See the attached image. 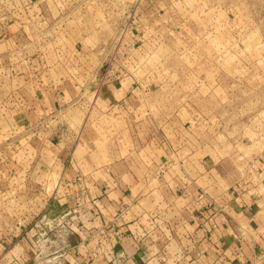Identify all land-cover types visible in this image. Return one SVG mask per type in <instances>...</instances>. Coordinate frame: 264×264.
<instances>
[{
  "label": "crops",
  "instance_id": "1",
  "mask_svg": "<svg viewBox=\"0 0 264 264\" xmlns=\"http://www.w3.org/2000/svg\"><path fill=\"white\" fill-rule=\"evenodd\" d=\"M163 2L141 0L133 21H157ZM132 3L0 0V264L29 253L37 220L65 213L77 264H264L254 177L229 179L211 154L194 163L204 148L195 153L179 124L157 123L156 149L150 136L125 142L147 86L113 61L98 24L126 22ZM80 101L88 115L74 128L63 119Z\"/></svg>",
  "mask_w": 264,
  "mask_h": 264
},
{
  "label": "rangeland",
  "instance_id": "2",
  "mask_svg": "<svg viewBox=\"0 0 264 264\" xmlns=\"http://www.w3.org/2000/svg\"><path fill=\"white\" fill-rule=\"evenodd\" d=\"M175 2L166 0L156 7L157 21L98 24L102 34L111 30L113 61L124 63L147 86L146 99L135 106L143 115L124 120L125 142L150 136L156 149L152 132H157V123L165 122L169 133L179 124L183 128L178 131L195 153L204 148L191 158L194 163L211 154L221 160L229 179L252 176L257 189L253 192L264 194V0ZM144 31L142 42L139 35ZM82 101L71 105L63 119L74 128L87 119ZM85 129L87 140L92 129L88 124ZM258 158L256 166L253 160ZM16 202L22 201L10 207ZM35 229L47 233L29 240V253L17 264H46L45 259L77 264L70 245L78 239L77 232H56L44 225ZM20 247L8 256L18 255ZM89 251L88 246L80 247L84 254ZM93 258L84 264L95 263Z\"/></svg>",
  "mask_w": 264,
  "mask_h": 264
},
{
  "label": "built area",
  "instance_id": "3",
  "mask_svg": "<svg viewBox=\"0 0 264 264\" xmlns=\"http://www.w3.org/2000/svg\"><path fill=\"white\" fill-rule=\"evenodd\" d=\"M141 0H132V4H133V7L130 9V11H128L127 13V19L126 21H133L134 19V16H135V8L134 6L139 3ZM202 197V195H201ZM67 215L68 213H65L63 214L62 216L60 217H55V218H52V219H48L45 215L42 217V220H37L35 222V226H41V225H44L47 229L49 230H52L53 228H55L57 225H60L61 228H63L64 230L63 231H70L71 229V226H70V220L67 218ZM18 225H20V223H18ZM34 226V227H35ZM43 228V227H41ZM42 233V234H41ZM45 233H47V231H44V232H41L38 230V233H36L35 235L39 234L40 235H44Z\"/></svg>",
  "mask_w": 264,
  "mask_h": 264
},
{
  "label": "bare ground",
  "instance_id": "4",
  "mask_svg": "<svg viewBox=\"0 0 264 264\" xmlns=\"http://www.w3.org/2000/svg\"><path fill=\"white\" fill-rule=\"evenodd\" d=\"M42 263H46V264H51L54 263L52 259L47 260L46 262H42Z\"/></svg>",
  "mask_w": 264,
  "mask_h": 264
},
{
  "label": "trees",
  "instance_id": "5",
  "mask_svg": "<svg viewBox=\"0 0 264 264\" xmlns=\"http://www.w3.org/2000/svg\"><path fill=\"white\" fill-rule=\"evenodd\" d=\"M76 238H78V236H76ZM77 241H78V240H77V239H75V241H74V242H72V243H70V245H71V246H74V245H76V244H77Z\"/></svg>",
  "mask_w": 264,
  "mask_h": 264
},
{
  "label": "water",
  "instance_id": "6",
  "mask_svg": "<svg viewBox=\"0 0 264 264\" xmlns=\"http://www.w3.org/2000/svg\"><path fill=\"white\" fill-rule=\"evenodd\" d=\"M45 262L47 261V259L44 260Z\"/></svg>",
  "mask_w": 264,
  "mask_h": 264
}]
</instances>
